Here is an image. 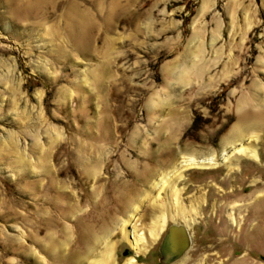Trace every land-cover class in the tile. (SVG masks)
Returning a JSON list of instances; mask_svg holds the SVG:
<instances>
[{
    "label": "rangeland",
    "instance_id": "1",
    "mask_svg": "<svg viewBox=\"0 0 264 264\" xmlns=\"http://www.w3.org/2000/svg\"><path fill=\"white\" fill-rule=\"evenodd\" d=\"M153 183L137 231L173 205L136 254L118 224ZM107 234L118 264H264V0H0V264H90Z\"/></svg>",
    "mask_w": 264,
    "mask_h": 264
},
{
    "label": "bare ground",
    "instance_id": "2",
    "mask_svg": "<svg viewBox=\"0 0 264 264\" xmlns=\"http://www.w3.org/2000/svg\"><path fill=\"white\" fill-rule=\"evenodd\" d=\"M252 136H253V132L250 133V137ZM247 149L248 148L246 147H241L239 149V152L247 153V155L249 156L259 158L256 150L248 149L249 151H247ZM209 162L210 161H207V158L202 159V160H199L195 157L187 158L186 162L176 170V173L178 172V174L175 177L176 180H172V183H173L172 186L175 185L176 181H179L180 178L182 177V172L180 171L181 168L184 167L185 169V167L187 168L188 167H200V166L207 165ZM158 183H153L150 186L151 187L150 192L147 191L145 196H143L142 198L138 200L140 204H136L132 206V208L130 206L132 210L130 215L128 216V218L124 219L120 224H118L119 232L122 234L123 238L126 239L131 244V246L136 250V254H140L146 251L149 244L151 243V240L154 241V239L159 236V229L161 228V226H163L162 223L165 222V218H166L165 213L173 205V202L172 203L167 202L166 199L159 201V202H156V200L154 199V202L150 205L147 211L148 218L151 220V222L148 224V229H149L148 231L150 233V236L153 239L145 236L143 232L137 231L139 220H136V219L139 214V210L142 207V204L146 203V200L148 201L149 197L152 195L151 191H153L154 188L158 186ZM169 191L176 194V191H174L173 187H171ZM180 210L182 214L186 213L184 207H181ZM129 226L132 227L130 228V230H129ZM185 227L189 231V228L187 226ZM106 236L96 237L95 243L102 244L104 246H103L102 251L99 253H98V250L95 249L96 245L90 248L88 256L89 257L92 256V258L93 256H96V259H94V261L90 264H118L113 255L114 244L109 242L110 235L107 234ZM189 238L192 241L191 234ZM172 249L173 250L176 249V246L174 244L172 245ZM84 260L85 259H77V264H82ZM124 264H136V260L135 258L132 257V258H129L128 261Z\"/></svg>",
    "mask_w": 264,
    "mask_h": 264
},
{
    "label": "water",
    "instance_id": "3",
    "mask_svg": "<svg viewBox=\"0 0 264 264\" xmlns=\"http://www.w3.org/2000/svg\"><path fill=\"white\" fill-rule=\"evenodd\" d=\"M189 237V231L184 225L173 224L169 227L161 244V252L165 263H172L183 256L191 244ZM173 244L176 246L175 250L172 249Z\"/></svg>",
    "mask_w": 264,
    "mask_h": 264
}]
</instances>
